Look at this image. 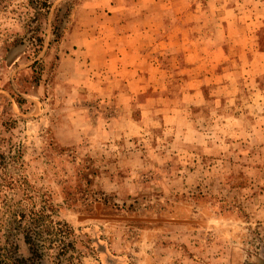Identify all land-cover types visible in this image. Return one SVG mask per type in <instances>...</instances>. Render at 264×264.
Listing matches in <instances>:
<instances>
[{"label": "rangeland", "instance_id": "obj_1", "mask_svg": "<svg viewBox=\"0 0 264 264\" xmlns=\"http://www.w3.org/2000/svg\"><path fill=\"white\" fill-rule=\"evenodd\" d=\"M47 1L0 0V264H264V0Z\"/></svg>", "mask_w": 264, "mask_h": 264}, {"label": "trees", "instance_id": "obj_2", "mask_svg": "<svg viewBox=\"0 0 264 264\" xmlns=\"http://www.w3.org/2000/svg\"><path fill=\"white\" fill-rule=\"evenodd\" d=\"M35 1V5L37 7V14H42V16H45V14L48 12V8H49V2L47 0H34ZM34 9V7H32ZM42 10V12H41ZM35 15L30 17L29 16V20H33L35 19ZM55 24L52 22L51 23V34L53 35V39H51L52 41H54L57 38V34L55 33ZM38 29V23H36L32 28H31V34L29 35V40H30V45L33 46L34 50L33 52L36 53V51L39 50L41 44H42V36L37 33ZM36 61H33V64H35ZM23 101V99L21 97H19L18 95H15L14 97V102L16 103V105L19 107L21 102ZM3 157V154L0 153V158ZM16 159L17 161L20 160V154L16 155ZM15 177V174L13 172L8 171L7 169H4L3 171V177H2V183H0V188L2 187H7V188H11V187H18L21 189L22 193L25 194L24 197H28L29 196V192L27 190V188L29 187L28 184L26 183L24 177H22L21 179H17V178H13ZM53 210V206L50 200L48 199H44L42 201L41 206L38 209H34L32 207L27 208V212L24 211H19V214L17 215V220L21 221V220H26L28 219V222L31 223L32 225H36L40 220L41 221H46L47 222V226L50 229L51 227H53V229L55 230L54 232H61V235L63 237H67L71 234H73L72 228L70 227V225L68 223H66L63 220L60 219H56L54 220L51 217L50 212ZM23 241L27 246V249L29 251V253L31 255H35L36 254V249L34 244L32 243L31 237L29 235L28 232H24L23 234ZM69 243V242H67ZM65 251L64 247H61L59 249L60 253H63Z\"/></svg>", "mask_w": 264, "mask_h": 264}, {"label": "crops", "instance_id": "obj_3", "mask_svg": "<svg viewBox=\"0 0 264 264\" xmlns=\"http://www.w3.org/2000/svg\"><path fill=\"white\" fill-rule=\"evenodd\" d=\"M156 16L157 15H150V16L149 15H144V17H146V21H147V24H145L146 27H141L140 28L139 24H137V26H133V27H131V29H127L129 31H127L128 33H126V37L130 38V40H131V36H134V37H135V35L143 36L141 34L142 32H144V34H145L148 31H151L150 28L156 29L157 27H159V25H156L157 22H155L156 21V18H157ZM153 29H152V32H153ZM185 32L187 33V30L186 29H185ZM130 47L131 46H129L128 49L125 52H130ZM122 51H123V48L120 49V52H122ZM119 60L122 61V62L125 61V56H122L121 55L120 58H119Z\"/></svg>", "mask_w": 264, "mask_h": 264}]
</instances>
